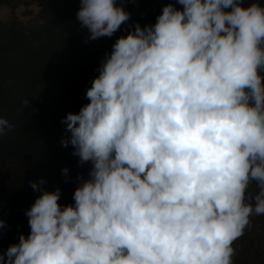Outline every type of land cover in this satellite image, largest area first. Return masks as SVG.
<instances>
[{
  "label": "clouds",
  "instance_id": "1",
  "mask_svg": "<svg viewBox=\"0 0 264 264\" xmlns=\"http://www.w3.org/2000/svg\"><path fill=\"white\" fill-rule=\"evenodd\" d=\"M80 5L90 40L130 19L117 0ZM98 72L62 121L89 178L74 205L42 192L5 264H234V242L264 215V5L175 0ZM12 127L0 117V136Z\"/></svg>",
  "mask_w": 264,
  "mask_h": 264
},
{
  "label": "trees",
  "instance_id": "2",
  "mask_svg": "<svg viewBox=\"0 0 264 264\" xmlns=\"http://www.w3.org/2000/svg\"><path fill=\"white\" fill-rule=\"evenodd\" d=\"M34 1L0 0V5ZM252 2L264 5V0H246V6ZM121 3L130 19L113 36L96 40L76 19L80 0H48L26 21L0 19V117L13 125L0 136V264L20 235L30 234L26 211L43 191L59 189L61 208L73 205L70 193L87 179V163H80L71 144L63 146L70 133L62 121L89 103L86 91L115 41L137 23L154 25L163 7L175 0H117ZM258 191L253 182L248 192ZM233 247L234 264H264V215L251 217V227Z\"/></svg>",
  "mask_w": 264,
  "mask_h": 264
},
{
  "label": "rangeland",
  "instance_id": "3",
  "mask_svg": "<svg viewBox=\"0 0 264 264\" xmlns=\"http://www.w3.org/2000/svg\"><path fill=\"white\" fill-rule=\"evenodd\" d=\"M48 0H36L32 3L28 2H22L18 5H15L13 7L9 5L2 4L0 5V19L7 20L9 17H18L24 21L33 18L37 15L39 10L47 4ZM92 168L91 162H87L86 164V177L89 178V172ZM74 192L70 193L71 202L74 205V199H73Z\"/></svg>",
  "mask_w": 264,
  "mask_h": 264
}]
</instances>
